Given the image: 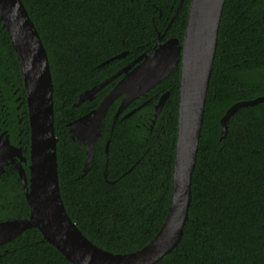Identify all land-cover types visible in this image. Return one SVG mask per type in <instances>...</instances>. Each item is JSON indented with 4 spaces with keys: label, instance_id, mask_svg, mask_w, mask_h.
<instances>
[{
    "label": "trees",
    "instance_id": "trees-1",
    "mask_svg": "<svg viewBox=\"0 0 264 264\" xmlns=\"http://www.w3.org/2000/svg\"><path fill=\"white\" fill-rule=\"evenodd\" d=\"M21 1L49 59L59 188L66 211L96 246L115 254L141 250L161 230L171 205L181 68L119 117L123 97L111 105L86 173L87 147L71 138L70 129L98 108L122 76L91 101L79 105L80 96L149 54L159 35L162 42L174 37L183 43L191 0L183 1L175 17L181 0ZM166 92L169 98L154 123L156 105ZM263 95L264 0H226L192 174L189 218L179 244L156 264H264V102L240 108L230 118L227 134L221 128L231 106ZM0 121L13 142L24 129L23 144L29 148L24 81L1 22ZM29 216L18 172L6 168L0 174V222ZM0 264L73 263L30 228L0 246Z\"/></svg>",
    "mask_w": 264,
    "mask_h": 264
},
{
    "label": "water",
    "instance_id": "water-1",
    "mask_svg": "<svg viewBox=\"0 0 264 264\" xmlns=\"http://www.w3.org/2000/svg\"><path fill=\"white\" fill-rule=\"evenodd\" d=\"M183 1H180L174 17ZM225 2L191 0L183 43L174 37L161 42L163 36L159 35L156 47L149 54L140 56L79 98V105L93 100L104 86L122 76L96 110L71 124V138L87 147L86 173L91 166L111 105L123 97L116 114V118L119 117L133 101L146 96L181 68L172 198L166 220L158 234L143 249L130 254H115L93 244L66 211L59 188L54 89L48 55L22 1L0 0V22L11 40L21 68L31 133L29 175L22 166L15 168L24 188L30 216L0 222V246L17 238L27 229L36 228L41 232L43 240L52 244L73 264H156L176 248L189 218L192 174L197 161ZM126 54L128 52L108 60L102 66ZM168 98L169 92L160 97L154 123ZM263 102L264 95L231 106L221 119L222 133L227 134L228 122L240 108ZM2 143L0 174L5 171L12 156L18 155L16 148L9 142ZM23 161L27 162L25 158Z\"/></svg>",
    "mask_w": 264,
    "mask_h": 264
},
{
    "label": "flooded vegetation",
    "instance_id": "flooded-vegetation-1",
    "mask_svg": "<svg viewBox=\"0 0 264 264\" xmlns=\"http://www.w3.org/2000/svg\"><path fill=\"white\" fill-rule=\"evenodd\" d=\"M161 42H162V40H161ZM20 99H21V96H18L16 100L19 101ZM17 109L18 110L20 109V105L17 107ZM19 116L20 115L18 114L17 117H19ZM19 119H20L19 120V124H21L22 123V118H19ZM29 127H30V122H29ZM23 134H26L24 129H19V133H18V136H17L18 140L13 142L11 140V134L8 132V130L5 129V128L0 127V142H4L2 144H5L6 142H9V144L12 147L16 148V152L18 154V155L12 156L11 161H8V165L5 166V169L6 168H12L13 170L16 171L17 168L22 166L24 168L26 174L29 175L30 150H31V133H30V145H29V148L25 147L24 144H23V139H22V135ZM14 139H16V136H15ZM19 149H20V151H19ZM24 158L27 160L26 163L23 161Z\"/></svg>",
    "mask_w": 264,
    "mask_h": 264
}]
</instances>
